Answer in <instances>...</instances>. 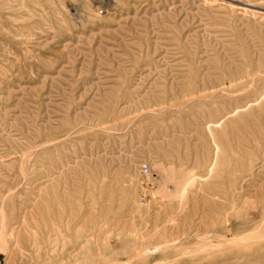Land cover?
<instances>
[{
	"label": "rangeland",
	"instance_id": "1",
	"mask_svg": "<svg viewBox=\"0 0 264 264\" xmlns=\"http://www.w3.org/2000/svg\"><path fill=\"white\" fill-rule=\"evenodd\" d=\"M0 264H264V0H0Z\"/></svg>",
	"mask_w": 264,
	"mask_h": 264
}]
</instances>
